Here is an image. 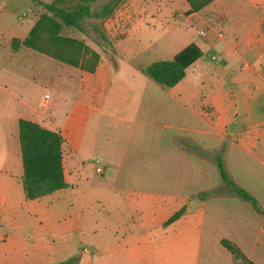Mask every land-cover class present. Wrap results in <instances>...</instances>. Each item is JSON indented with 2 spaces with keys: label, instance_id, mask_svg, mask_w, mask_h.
Returning <instances> with one entry per match:
<instances>
[{
  "label": "crops",
  "instance_id": "0c3cea01",
  "mask_svg": "<svg viewBox=\"0 0 264 264\" xmlns=\"http://www.w3.org/2000/svg\"><path fill=\"white\" fill-rule=\"evenodd\" d=\"M123 6L120 23L132 26L122 40L138 42L131 30L153 35L154 61L189 44L201 55L171 87L148 78L147 65L118 61V50L115 63L90 72L37 56L27 69L29 110H0V264H63L76 255L68 264H237L222 240L264 264V214L228 192L212 158L220 154L264 211V0H213L197 12L186 0ZM52 67L64 76H50ZM19 118L62 138L65 185L32 200Z\"/></svg>",
  "mask_w": 264,
  "mask_h": 264
},
{
  "label": "rangeland",
  "instance_id": "374dc122",
  "mask_svg": "<svg viewBox=\"0 0 264 264\" xmlns=\"http://www.w3.org/2000/svg\"><path fill=\"white\" fill-rule=\"evenodd\" d=\"M41 1L51 2L53 0ZM113 2L114 0H97L91 3L89 5L90 15L82 21V29L77 30L63 25L58 32L60 40L53 43L48 25L54 19L52 14L44 11L33 0H0V85L6 88L2 91L4 93L1 99L3 102L0 105L1 112L6 115H15L29 110L26 107V102H28L26 88L33 72L27 69L28 66L37 64L40 58L37 56L43 54L24 46H20L14 51L11 41L24 40L35 25L37 27H35L33 37L38 46H44L49 51L65 50L64 57L77 60L79 67L76 68L82 71H88L100 61L115 63L117 50L119 51L118 61L125 63L148 65L158 59L159 54L155 51V47L151 46L154 40L153 35L142 32L140 34L131 30L130 35L134 38L138 37L136 38L138 42L133 41L130 37L122 40L125 36L124 33L130 30L132 23L125 26L120 23V14L125 0L115 7H113ZM65 39L71 40L74 45L65 48L67 45L63 41ZM120 42L121 46L117 47ZM46 57L56 60L49 56ZM220 61L221 58L218 62H213L220 63ZM50 71V76L56 75V71L62 76L65 74L64 71L53 67ZM34 82L38 83L36 77ZM35 97L38 96L35 95ZM203 254L204 250L202 249L201 259ZM74 257L79 258V255Z\"/></svg>",
  "mask_w": 264,
  "mask_h": 264
},
{
  "label": "trees",
  "instance_id": "16d2710c",
  "mask_svg": "<svg viewBox=\"0 0 264 264\" xmlns=\"http://www.w3.org/2000/svg\"><path fill=\"white\" fill-rule=\"evenodd\" d=\"M33 1L40 5L44 11L53 15L54 19L48 25L52 34V42L55 43L60 40L58 32L63 25L77 30L82 29V21L90 15L89 5L97 0ZM122 1L114 0L113 7ZM186 1L190 7L189 11L197 12L213 0ZM105 9L108 10L107 7ZM35 27L37 26L35 25L31 28L29 35L24 40L11 41V47L14 51L20 46H24L69 66L79 67L77 60L64 57L66 55L65 50L49 51L44 46H38L34 42L33 37ZM63 41L67 43L65 48H70V46L74 45L69 39ZM200 55L201 52L197 46L189 44L174 55L172 59L154 61L144 67L142 72L161 86L171 87L184 77L187 67L197 60ZM95 67L90 68L88 71H93ZM17 125L22 162V181L26 198L29 200L36 199L63 188L65 184L61 150L62 138L60 133L24 118H19ZM212 158L219 171L220 179L227 187L228 192L248 202L256 212L264 214V211L258 207L255 199L246 190L231 180L223 166L220 154H214ZM184 211L185 208H181L168 219L166 224L180 217ZM221 243L233 255L235 260L238 261L237 264H252L237 246L225 240H222ZM76 260L77 257H72L63 264H68Z\"/></svg>",
  "mask_w": 264,
  "mask_h": 264
},
{
  "label": "built area",
  "instance_id": "2783aa9c",
  "mask_svg": "<svg viewBox=\"0 0 264 264\" xmlns=\"http://www.w3.org/2000/svg\"><path fill=\"white\" fill-rule=\"evenodd\" d=\"M199 35L202 37V38H205L206 37V32L205 31H200L199 32ZM217 37L219 38H222L223 34L222 32H217ZM210 58L212 61H215V62H218L220 60V55L218 53H215L213 52L212 54H210ZM97 172H101V169L100 168H97L96 169Z\"/></svg>",
  "mask_w": 264,
  "mask_h": 264
}]
</instances>
